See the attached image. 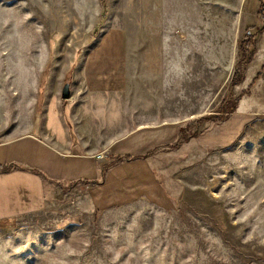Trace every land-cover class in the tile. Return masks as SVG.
<instances>
[{
    "label": "rangeland",
    "instance_id": "obj_1",
    "mask_svg": "<svg viewBox=\"0 0 264 264\" xmlns=\"http://www.w3.org/2000/svg\"><path fill=\"white\" fill-rule=\"evenodd\" d=\"M34 134L0 264H264V0H0V143Z\"/></svg>",
    "mask_w": 264,
    "mask_h": 264
},
{
    "label": "crops",
    "instance_id": "obj_2",
    "mask_svg": "<svg viewBox=\"0 0 264 264\" xmlns=\"http://www.w3.org/2000/svg\"><path fill=\"white\" fill-rule=\"evenodd\" d=\"M108 42H110V41L108 40ZM115 54L117 55V57L120 55V53H118V52H116ZM87 61H88V64L90 63L87 66V68H89V70H84L82 72L83 78H84L85 82L87 83V86L89 87V89L87 88L88 90H86V96L90 95L93 99H95V53L91 56V60H87ZM147 130H151V129L145 128V129L141 130L140 132H137L134 135L129 136V137L132 138L133 136L140 135ZM49 135H51V134H49ZM43 138H46L50 142H53L54 146H58L57 147L58 149L61 148V150L65 151V153H66L65 155H68L69 157L89 159L88 156L87 157L83 156L82 153L79 156H71V154H68L69 149L64 147L63 138L60 140V142H58V139H54L51 136L47 137V135H45V137H43ZM127 138H125V139H127ZM125 139H123V140H125ZM120 141H122V140H120ZM120 141H117L116 143H118ZM41 144L49 147V145L44 143L43 139L41 137L37 136L36 134L27 135V136H24V137H21L19 139H15V140H12L9 142L0 143V156H1V158H0V169H1L0 170V213H1L0 223L9 221V220L14 219V218H18L20 216H23L27 212L31 211V210L24 211L26 208L24 210H19V211L17 210L14 213L15 216H13L12 218H9V219L7 217L5 218L4 210L6 207H7V209H9V207H8L9 205H7L6 202L9 199V203H10V196H6L7 198L5 200H4V196L7 193L10 195L12 193V189L6 188L3 184L6 183V181L8 179H10L12 177V175L17 173V172H21L24 175H26V172L30 171L28 169V167H24V166H27V164H31V163L35 164V160H34L35 151L37 148H40L42 150V146H40ZM115 144L113 143V145H112L113 150L116 147ZM42 151H40V152H42ZM93 153H95V152H93ZM15 155H16V157H15ZM114 156L121 158L120 155H118V154L114 155ZM92 157L95 161V154H93ZM30 158H33V159H30ZM43 159H44V164H45L46 158L43 157ZM137 162H139V161H137ZM143 163L146 164L147 162L143 161ZM9 168H12V170H10ZM19 168H22V169H19ZM98 172L100 173L99 169H98ZM148 172L152 176V179H154L153 171H151L150 168L148 169ZM27 179L29 180V177H27ZM41 181H42V191H43L42 192V194H43L42 198L38 197L33 192V190H30L28 183L24 184L22 186V188H20L21 190H23V193L26 196L25 197L26 199L24 198L25 202L35 201L36 206H39L38 204H41L42 199H46L47 197L49 198V196L51 195V193L53 191L52 185L48 184V182H47L48 179H46V178L44 179L43 177H41ZM154 184L156 185L155 181H154ZM4 189H6L7 192H5ZM156 190L157 189L155 188V191ZM48 198L44 201V203L49 204ZM10 205H12V203Z\"/></svg>",
    "mask_w": 264,
    "mask_h": 264
},
{
    "label": "water",
    "instance_id": "obj_3",
    "mask_svg": "<svg viewBox=\"0 0 264 264\" xmlns=\"http://www.w3.org/2000/svg\"><path fill=\"white\" fill-rule=\"evenodd\" d=\"M70 85H66L62 93V99L68 101L71 99V90Z\"/></svg>",
    "mask_w": 264,
    "mask_h": 264
},
{
    "label": "trees",
    "instance_id": "obj_4",
    "mask_svg": "<svg viewBox=\"0 0 264 264\" xmlns=\"http://www.w3.org/2000/svg\"><path fill=\"white\" fill-rule=\"evenodd\" d=\"M234 81L236 84H238L242 81V79L240 77L236 76ZM230 112H234V110H231Z\"/></svg>",
    "mask_w": 264,
    "mask_h": 264
},
{
    "label": "built area",
    "instance_id": "obj_5",
    "mask_svg": "<svg viewBox=\"0 0 264 264\" xmlns=\"http://www.w3.org/2000/svg\"><path fill=\"white\" fill-rule=\"evenodd\" d=\"M105 159V155H99L98 157H97V161H103Z\"/></svg>",
    "mask_w": 264,
    "mask_h": 264
}]
</instances>
